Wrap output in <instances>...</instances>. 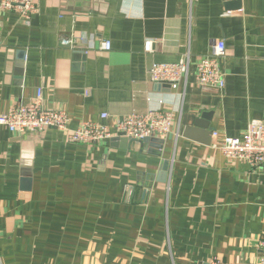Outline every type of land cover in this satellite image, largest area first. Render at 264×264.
<instances>
[{"label":"crops","instance_id":"obj_1","mask_svg":"<svg viewBox=\"0 0 264 264\" xmlns=\"http://www.w3.org/2000/svg\"><path fill=\"white\" fill-rule=\"evenodd\" d=\"M34 1L29 24L0 10V114L42 88L44 107L65 111L73 129L92 121L113 130L156 108L173 111V126L162 144L74 143L54 128L0 126V264L257 262L264 166L214 145L264 121V0ZM81 34L94 36L91 47ZM220 40L225 87H200L195 64ZM187 53L192 71L178 88L150 80L152 63ZM204 112L219 133L211 145L183 136Z\"/></svg>","mask_w":264,"mask_h":264},{"label":"built area","instance_id":"obj_2","mask_svg":"<svg viewBox=\"0 0 264 264\" xmlns=\"http://www.w3.org/2000/svg\"><path fill=\"white\" fill-rule=\"evenodd\" d=\"M0 10L13 11L20 15L21 21L29 24L32 16L37 13L38 6L34 0H0ZM80 40L89 47L93 45V35H80ZM154 41L146 40V52H152ZM112 44L109 40L101 43V49L109 51ZM227 48L224 40H220L211 53L202 57L194 67L197 85L203 88L223 89L225 73L221 66L226 56ZM191 55L187 53L176 63H152L148 69L150 80L154 83H164L172 88H178L179 83L187 81L192 71ZM43 89L27 103H17L6 113L0 114V126L12 133L25 135L27 133L43 132L47 129H57L65 134L68 141L74 143L100 144L105 140L121 136L138 141L157 138L164 141L172 132L173 111L170 109H150L146 113H131L117 120L112 130L110 126L98 122L85 121L78 128L70 127V117L62 110L46 108L43 104ZM102 119H108V113L101 114ZM214 139L219 133H213ZM228 159L239 160L252 168L264 166V121L252 119L241 137H224L222 142L214 145ZM259 256L257 262L264 264V233L258 244ZM203 264H225L223 260L213 257Z\"/></svg>","mask_w":264,"mask_h":264},{"label":"water","instance_id":"obj_3","mask_svg":"<svg viewBox=\"0 0 264 264\" xmlns=\"http://www.w3.org/2000/svg\"><path fill=\"white\" fill-rule=\"evenodd\" d=\"M2 26V23L0 22V28ZM24 51L18 52V59L21 60L18 64V75L21 77L23 74V60H24ZM213 113L212 112H204L200 117H197L193 123L186 127L183 133V136L186 138H190L192 140L201 141L204 144L211 145L212 136L214 133V127H212L209 123V121L212 118ZM208 132V133H207ZM113 141L116 143L118 142H125V141H133L135 139H129L127 137H113ZM151 143H163L162 140L157 138H151L148 139V142ZM152 145V144H150Z\"/></svg>","mask_w":264,"mask_h":264}]
</instances>
